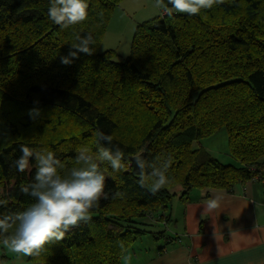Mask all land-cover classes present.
I'll list each match as a JSON object with an SVG mask.
<instances>
[{
  "label": "trees",
  "instance_id": "1",
  "mask_svg": "<svg viewBox=\"0 0 264 264\" xmlns=\"http://www.w3.org/2000/svg\"><path fill=\"white\" fill-rule=\"evenodd\" d=\"M122 1L88 0V19L61 29L48 19L50 0H0V199L9 201L0 214L34 202L20 186L33 181L35 159L24 173L12 166L22 144L52 151L62 176L79 167L80 150L98 153L97 131L112 136L101 144L125 154L119 173L101 163L108 198L91 221L29 260L122 264L143 235H166L145 226L168 220L178 185L188 201L193 189L231 190L263 175L264 0H225L195 16L161 11L137 24L130 54L119 61L114 49L100 45ZM89 33L94 54L61 64L76 36ZM222 128L236 164L194 146ZM141 152L157 167L172 161L169 183L155 195L133 171L132 157ZM117 191L124 196L113 199Z\"/></svg>",
  "mask_w": 264,
  "mask_h": 264
},
{
  "label": "clouds",
  "instance_id": "2",
  "mask_svg": "<svg viewBox=\"0 0 264 264\" xmlns=\"http://www.w3.org/2000/svg\"><path fill=\"white\" fill-rule=\"evenodd\" d=\"M223 3L225 0H167V3L165 0H155L154 6L169 17L173 11L195 16L201 10H210ZM88 15V0H50L48 19L61 29L81 24L88 19ZM94 44L91 33L87 36L77 35L76 42L70 45L69 54L60 58L61 64L71 65L81 53L93 55L91 45ZM94 135L98 137V153L93 156L87 148L80 150L75 158L79 167H73L68 176L61 175L63 164L52 151L34 150L27 145H20L21 155L12 166L18 172L24 173L32 167V159H35L33 181L20 186V191L32 197L34 202L22 211L0 214V246L21 256H39L46 245L63 241L73 228L91 221L92 210L99 207L102 198H108L105 192L106 177L101 170V163L110 165L114 173L125 170V154L120 147L113 149L100 143L106 141L111 144L112 136L101 131ZM136 163L140 169L138 183L142 187H147L155 195L167 186L171 158L159 167L141 157L136 158ZM147 169L151 171L148 172ZM123 196V192L117 191L113 199ZM8 203V200L0 199V207L6 208ZM217 208V200L210 198L205 202L201 214L211 213ZM121 249L122 252L126 251L122 243ZM123 259L130 261L131 256H124Z\"/></svg>",
  "mask_w": 264,
  "mask_h": 264
},
{
  "label": "crops",
  "instance_id": "3",
  "mask_svg": "<svg viewBox=\"0 0 264 264\" xmlns=\"http://www.w3.org/2000/svg\"><path fill=\"white\" fill-rule=\"evenodd\" d=\"M179 192L172 199L168 220L154 219L153 226L159 228L151 230H165L172 239L147 233L124 255L131 260L123 259L122 264H264V171L238 181L231 190L193 189L188 201ZM210 198L217 200L218 208L202 215ZM0 262L42 264L3 246Z\"/></svg>",
  "mask_w": 264,
  "mask_h": 264
},
{
  "label": "rangeland",
  "instance_id": "4",
  "mask_svg": "<svg viewBox=\"0 0 264 264\" xmlns=\"http://www.w3.org/2000/svg\"><path fill=\"white\" fill-rule=\"evenodd\" d=\"M155 0H123L115 8L107 31L100 45V51L114 49L115 59L122 61L130 54L133 34L138 23L161 15V9L154 6ZM195 147H205L214 156L226 164H236L229 153L227 131L220 129L214 135L202 138L194 142ZM182 186L178 185L174 192L182 193ZM148 230H156L159 227L145 226ZM134 245H139L137 241Z\"/></svg>",
  "mask_w": 264,
  "mask_h": 264
},
{
  "label": "water",
  "instance_id": "5",
  "mask_svg": "<svg viewBox=\"0 0 264 264\" xmlns=\"http://www.w3.org/2000/svg\"><path fill=\"white\" fill-rule=\"evenodd\" d=\"M137 157H141V158H145V152H141V153H139V154H137V155H134L133 157H132V160H133V164H134V167H133V171H134V173H136V174H138L139 172H140V169H139V167L137 166V163H136V158Z\"/></svg>",
  "mask_w": 264,
  "mask_h": 264
}]
</instances>
